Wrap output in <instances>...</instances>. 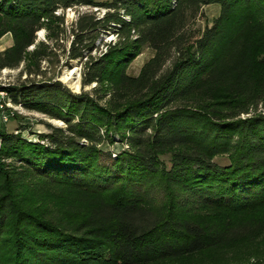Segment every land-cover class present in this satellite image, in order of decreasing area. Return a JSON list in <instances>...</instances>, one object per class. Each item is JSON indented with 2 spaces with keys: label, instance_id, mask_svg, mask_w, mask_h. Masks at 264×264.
<instances>
[{
  "label": "trees",
  "instance_id": "trees-1",
  "mask_svg": "<svg viewBox=\"0 0 264 264\" xmlns=\"http://www.w3.org/2000/svg\"><path fill=\"white\" fill-rule=\"evenodd\" d=\"M209 4L219 15L184 47L189 21ZM74 5L108 9L79 20L71 57L116 32L119 41L86 62L83 77L100 86L95 93L103 84L112 92L102 103L59 80L3 87L14 104L67 126L46 122L38 140L23 135L26 127L0 130V264H151L244 246L264 232V220L248 223L264 215V113L239 117L264 107V0H0V38H14L0 69L19 67L36 32ZM146 45L154 58L127 74ZM47 49L40 43L32 58L39 63ZM172 49L178 58L163 70ZM28 185L37 195H27ZM47 185L87 195L80 217L67 202L56 216L43 207ZM250 264H264V255Z\"/></svg>",
  "mask_w": 264,
  "mask_h": 264
},
{
  "label": "rangeland",
  "instance_id": "rangeland-1",
  "mask_svg": "<svg viewBox=\"0 0 264 264\" xmlns=\"http://www.w3.org/2000/svg\"><path fill=\"white\" fill-rule=\"evenodd\" d=\"M107 10L108 9L104 7L91 5H74L72 7L58 9L56 14L59 18L53 19L52 22H48V25H45L42 29L36 32V42L28 48L24 60L19 67H6L0 69V130L5 129L8 131H16L20 127H26L22 129L23 135L30 140H38L37 133L50 131L46 122L54 126H67V124L60 119L51 118L42 112L26 108L23 104H14L11 101L3 87L20 84L27 79L59 80L72 92H92L95 96L101 97L100 99L102 103L109 100L112 92L109 85L103 84V87L100 88L101 90L98 93H95L94 89H98L100 86L97 85L96 82L90 85H84L83 77L87 65L86 62L91 59H97L107 50L108 44H115L119 41L116 32L112 30L107 31V33H101L95 41V46L92 48V52L89 53V51L85 50L82 57H71L73 41L76 39V33L79 31L77 27L79 20L83 18V24L88 23L91 20V17L96 19L102 18ZM219 13L220 6L218 4L203 6L199 14L192 18L186 27L190 41L184 45V47L192 45L194 39L202 34L205 27L213 24V20L219 15ZM41 32H43V34H41ZM83 33V35H85L84 43H91L90 36L95 35V33L87 30ZM132 33V38L137 36L134 31H132ZM40 43L47 44L48 49L46 50L47 55L37 63V61L32 58V52ZM13 44L14 38L12 33H5L0 38V52L6 50ZM76 46L81 47V44H77ZM154 56L155 50L148 45L144 46L142 52L129 64L126 70L127 74L138 76L145 64L152 60ZM169 56L170 57L165 61V64L162 67L163 70L169 68L176 58H178L177 49H172ZM37 65L39 66L37 67ZM71 72H73L74 82L79 83V88H76L74 82H69L64 78L66 74H70ZM186 102L187 100H180L174 105H182ZM219 111L227 114L230 113V108H224L222 106ZM256 113H264L262 103L250 105L249 109L246 112H242L239 117L245 118ZM112 147H119V144H115ZM161 159L168 167H170L171 153L161 155ZM216 160L221 164L228 163L227 157H220ZM3 161L8 168L16 170V173L21 171V169L23 170L22 162L18 160L5 158ZM29 185L27 186V195L29 197L37 195L38 190L31 191V185ZM41 196L46 200L43 207L49 206L50 209H54L53 213L55 216L59 215L61 210H66L64 205L67 202L69 205L67 208H71V211L74 206V213L72 212V214H70L73 215V217H76L77 214H79V211L90 201L89 198H87V195L81 193L78 194L77 192L69 188H64L63 186L47 185L46 191H43ZM252 216H255V214ZM77 217L79 218L80 216L78 215ZM263 220L264 215H259L251 218L248 223L252 226L251 229H256ZM254 237L256 238L244 246L236 244L222 252H205L179 259H165L151 264H250L254 257L264 255V232L259 236L254 235Z\"/></svg>",
  "mask_w": 264,
  "mask_h": 264
},
{
  "label": "bare ground",
  "instance_id": "bare-ground-1",
  "mask_svg": "<svg viewBox=\"0 0 264 264\" xmlns=\"http://www.w3.org/2000/svg\"><path fill=\"white\" fill-rule=\"evenodd\" d=\"M41 34H43V32H41ZM64 78L69 81V82H74V78H73V72H71L70 74H66L64 76ZM75 83V86L76 88H79V83L78 82H74Z\"/></svg>",
  "mask_w": 264,
  "mask_h": 264
}]
</instances>
